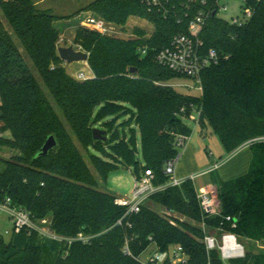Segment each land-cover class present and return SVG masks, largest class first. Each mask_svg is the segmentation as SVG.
<instances>
[{
  "label": "trees",
  "instance_id": "obj_1",
  "mask_svg": "<svg viewBox=\"0 0 264 264\" xmlns=\"http://www.w3.org/2000/svg\"><path fill=\"white\" fill-rule=\"evenodd\" d=\"M218 1L169 0L165 14L150 10L141 0H93L70 16H59L40 10L34 0H0L12 31L0 17V144L17 151L2 160L0 196H10L34 220L50 215V227L57 234L93 235L89 243L67 245L22 230L9 241L0 238V264H143L138 257L153 243L160 251L182 246L189 255L185 264H226L219 249L207 250V231H231L246 241L245 256L229 264H264V248L255 249L256 243L264 247V142L249 147L246 173L222 179L217 170L211 172L219 214L203 212L194 181L187 178L180 186L151 195L140 212L125 217L121 225L117 222L125 208L115 203L116 195L96 188L75 143L76 139L87 150L106 179L122 164L133 167L137 176L149 169L155 173V183L164 184L169 180L165 162L179 152L177 136L192 134L184 115L199 111L201 131L210 128L228 153L263 135L264 0H244L253 14L241 25L218 16ZM200 10L208 13L201 39L224 57L202 72L200 95L183 94L167 82L185 76L159 64L154 56L174 35L188 33L190 20ZM82 11L121 25L131 16H142L153 22L154 30L147 37L145 30L136 28L137 37L124 38L78 27L74 43L89 53L93 77L77 80L59 56L60 30L54 21ZM142 45L149 48L146 55L138 51ZM122 115L130 118L128 133L116 128ZM96 124L107 129L106 141L93 138ZM6 131L10 137L1 136ZM137 133L143 161L137 156ZM50 135L57 146L40 156ZM92 148L103 156L92 153ZM151 204L168 213L159 214ZM127 240L132 254L124 252ZM50 255L52 263L47 260Z\"/></svg>",
  "mask_w": 264,
  "mask_h": 264
},
{
  "label": "built area",
  "instance_id": "obj_2",
  "mask_svg": "<svg viewBox=\"0 0 264 264\" xmlns=\"http://www.w3.org/2000/svg\"><path fill=\"white\" fill-rule=\"evenodd\" d=\"M141 1L147 4L150 10L152 8H157L158 10H163L165 14L168 13L167 5L169 4V0ZM188 1L191 2L193 0ZM227 8V6L223 7L225 10ZM252 14L253 9L251 7H245L244 16L242 18L233 17L230 22L241 25L246 23L251 18ZM207 16L208 13L206 11L200 10L190 20L188 33L174 35L167 45L156 50L154 56L159 64L190 79L196 85L195 88L200 91V94L203 91L202 72L206 68L218 64L224 57V55L218 50L207 48L200 37V32L203 29ZM85 22L87 25L91 26L93 30L103 35L116 36V30L113 28V25L100 16L92 14V16L88 17ZM138 51L141 55H146L149 52V48L147 45H142L138 48ZM75 77L77 80H85L89 78L84 70L78 71L75 74ZM186 86L192 87V85L188 84ZM183 110L184 109H182V111ZM184 118L191 119L197 124L199 111L191 113L188 117L184 115ZM188 139L189 136L186 135H178L176 138V147L179 149V152L174 158L167 160L164 165V172L169 176L167 183L156 184L155 173L147 169L139 176H134V186L131 192V197L117 196L115 203L125 208L124 216L118 220L117 224L121 225L125 217L140 212L143 204L157 191L163 190L167 186H180L187 178L194 181L196 175H191L186 178H181L177 175V164L182 156L180 150L185 147ZM256 142H264V134L247 140L239 146L238 150L250 147ZM219 167L220 164L216 163L210 170L200 174L209 173ZM197 192L204 213L208 215H217L220 213L219 201L217 196L212 193L210 187H203L200 190H197ZM1 212H5L9 217L12 224L11 235L13 233H19L22 230L36 231L43 237L67 245H71L75 241L89 243L93 238V235H88L84 232H78L75 236L57 234L51 229L50 223L43 227L41 221L44 223L46 220H34L31 213L26 208L13 203L12 198L8 195L0 196V213ZM227 219L231 220V217L228 216ZM128 224L131 225L130 223ZM235 226L236 224L233 223V227ZM203 227L205 229L204 224ZM204 240L208 251L215 248L219 249L221 258L226 264H229V261L232 259L245 256L246 249L244 244H242L237 235L231 231L222 232L220 241H218L213 235L207 233ZM153 244L155 245V250L146 260H141L138 257V260L143 264H168V262L170 264H185L189 259L188 253L180 245L171 247L166 251H160L156 244ZM124 252L132 254L128 245V240L126 241Z\"/></svg>",
  "mask_w": 264,
  "mask_h": 264
},
{
  "label": "rangeland",
  "instance_id": "obj_3",
  "mask_svg": "<svg viewBox=\"0 0 264 264\" xmlns=\"http://www.w3.org/2000/svg\"><path fill=\"white\" fill-rule=\"evenodd\" d=\"M38 2L37 8L40 10H51L57 15L65 14H74L77 12L83 5H88L93 0H34ZM220 10L218 11V16L223 18L226 21H230L233 17L242 18L244 16L245 6L244 0H219L218 1ZM224 6L228 8L223 9ZM92 14L97 15L93 11H82L77 15L71 16L69 18H62L54 21V26L59 28L63 32L64 39L61 41L60 46L64 45H73L76 49H80L76 43H74L75 32L78 27L92 29L91 26L87 25L85 20L92 16ZM0 17L5 23L6 28L12 33L9 25L7 24L6 18L0 9ZM113 25V28L116 30V36L124 38H135L138 34L136 28L145 30L147 32L146 36H151L152 31L154 30V25L151 20L142 16H131L127 22L123 25L118 24L113 21H108ZM14 41L20 47L21 52L25 56L26 62L30 65L34 73L36 74L42 88L45 90L50 99L51 95L42 79L38 75L35 67L31 63L30 59L26 56L23 47L21 46L18 38L13 35ZM83 50V49H80ZM85 51V50H83ZM87 52V51H85ZM88 53V52H87ZM89 54V53H88ZM88 62H73L66 63L65 67L67 71L76 79L75 74L81 70H84L89 78L93 77L92 70ZM88 79V78H87ZM170 86L175 88L177 91L183 94L191 95H200V91L195 88V84L188 78H174L167 82ZM192 85V87H187L186 85ZM112 119V117L107 118V120ZM186 123L192 128V134L189 136L188 142L193 145V152L186 151L185 148L180 150L182 154L180 160L177 164V175H196L194 179V184L197 190H200L203 187H210L212 183L211 173L200 174L206 170L207 166L210 165L213 167L216 163L220 164V168L217 170V173L220 178L228 179L234 176L244 174L248 171L251 161V151L250 148H242L240 150L236 149L232 153H228L223 147L219 137L212 133L209 129L208 131L202 132L198 127L195 121L191 119H186ZM95 127L102 128L101 124H96ZM116 128L121 132L128 133L130 130V118L129 116L122 115L117 123ZM3 137H10V133L6 131L1 133ZM75 139V138H74ZM75 143L83 153L86 162L90 168L93 178L96 180V188L102 191L109 192L116 196H128L131 197V192L134 186V170L133 167H126L120 164L119 168L111 172L108 178H104L101 173L96 169V165L91 161L88 152L83 146L75 139ZM137 149H138V159L143 161V155L141 151V141L139 133H137ZM185 149V150H184ZM91 152L94 154L101 155L95 149H91ZM17 151L1 145L0 144V169H3L4 164L2 160L10 159L14 156ZM103 156V155H101ZM209 166V167H210ZM212 193L217 196L216 188H211ZM148 201V200H147ZM151 207L156 210L159 214L166 215L168 212L165 208L157 204H151ZM46 220L44 223L41 221L43 227L47 226L51 222V216L48 215L46 218L41 219ZM11 230L12 224L9 220L8 215L5 212L0 213V238H3L5 241L11 239ZM8 231V232H7ZM207 234H211L218 241L221 239V234L217 231H207ZM241 243L245 245V249L248 250V245L245 240H240ZM256 250L264 248L261 243H256ZM155 250V245H150L145 252H143L139 258L141 260H146L149 255ZM49 263L53 262V258L50 256L47 257Z\"/></svg>",
  "mask_w": 264,
  "mask_h": 264
},
{
  "label": "water",
  "instance_id": "obj_4",
  "mask_svg": "<svg viewBox=\"0 0 264 264\" xmlns=\"http://www.w3.org/2000/svg\"><path fill=\"white\" fill-rule=\"evenodd\" d=\"M216 11L213 12L215 14ZM58 53L60 58L66 63L73 62H88L89 54L83 50L76 49L73 45L69 46H59ZM136 68H131L130 71H135ZM93 138L95 140H103L106 141L108 139V132L102 128H94L93 129ZM57 146V140L54 135H50L43 147L40 150L39 155L45 156L49 153L50 150L54 149Z\"/></svg>",
  "mask_w": 264,
  "mask_h": 264
},
{
  "label": "crops",
  "instance_id": "obj_5",
  "mask_svg": "<svg viewBox=\"0 0 264 264\" xmlns=\"http://www.w3.org/2000/svg\"><path fill=\"white\" fill-rule=\"evenodd\" d=\"M42 1V0H41ZM35 2V4L37 5L38 4V2H36V1H34ZM86 6V4L85 5H83L82 7H81V9L82 8H84ZM80 10V9H79ZM78 10V11H79ZM76 13V12H75ZM70 15H72V14H65V15H63V16H70ZM59 16H62V15H59ZM64 19V18H63ZM66 19V18H65ZM59 29V28H58ZM60 30V29H59ZM64 34H63V32L60 30V40H59V46L61 45V41L64 39V36H63ZM64 46H69V45H64ZM87 65H88V63H87ZM92 75H93V72H92ZM197 127L200 129V127L197 125ZM209 130H210V128H208ZM201 130V129H200ZM211 131V130H210ZM185 149H186V151H190V153H192L193 152V145L191 144V143H189L188 142V140L186 141V145H185V147H184ZM184 149V150H185ZM210 165H208L206 168V170H204L203 172H205V171H207V170H210L212 167L210 166ZM220 168V167H219ZM218 168V169H219ZM218 169H216V170H218ZM212 172V171H211ZM211 172H209V173H211ZM239 176V175H238ZM186 177H188L187 175H181V178H186ZM234 177H236V176H234ZM231 178H233V177H231ZM231 178H228V179H231ZM212 187H215L216 188V185L212 182L211 183V185H210V188H212Z\"/></svg>",
  "mask_w": 264,
  "mask_h": 264
},
{
  "label": "bare ground",
  "instance_id": "obj_6",
  "mask_svg": "<svg viewBox=\"0 0 264 264\" xmlns=\"http://www.w3.org/2000/svg\"><path fill=\"white\" fill-rule=\"evenodd\" d=\"M81 70V69H80Z\"/></svg>",
  "mask_w": 264,
  "mask_h": 264
}]
</instances>
